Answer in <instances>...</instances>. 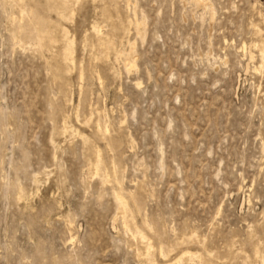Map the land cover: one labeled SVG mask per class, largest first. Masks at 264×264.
<instances>
[{"label":"rangeland","instance_id":"obj_1","mask_svg":"<svg viewBox=\"0 0 264 264\" xmlns=\"http://www.w3.org/2000/svg\"><path fill=\"white\" fill-rule=\"evenodd\" d=\"M262 47L264 0H0V264H264Z\"/></svg>","mask_w":264,"mask_h":264},{"label":"bare ground","instance_id":"obj_2","mask_svg":"<svg viewBox=\"0 0 264 264\" xmlns=\"http://www.w3.org/2000/svg\"><path fill=\"white\" fill-rule=\"evenodd\" d=\"M259 55V54H258ZM260 58H262V64H261V66H264V47H262L261 48V57ZM260 63H261V61H260ZM264 68V67H263ZM150 244V243H149ZM147 247H148V245H147ZM146 247V248H147ZM150 248H151V246H150Z\"/></svg>","mask_w":264,"mask_h":264}]
</instances>
